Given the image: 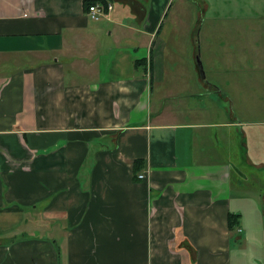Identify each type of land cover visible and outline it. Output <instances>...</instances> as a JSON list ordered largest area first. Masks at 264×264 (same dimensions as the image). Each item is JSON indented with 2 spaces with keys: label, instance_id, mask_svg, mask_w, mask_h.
Returning a JSON list of instances; mask_svg holds the SVG:
<instances>
[{
  "label": "crops",
  "instance_id": "crops-1",
  "mask_svg": "<svg viewBox=\"0 0 264 264\" xmlns=\"http://www.w3.org/2000/svg\"><path fill=\"white\" fill-rule=\"evenodd\" d=\"M82 1L0 0V264H263L246 244L264 197L220 158L212 130L235 125L200 105L217 93L192 61L203 12L178 61L171 0H107L98 21ZM187 84L198 104L170 105Z\"/></svg>",
  "mask_w": 264,
  "mask_h": 264
},
{
  "label": "rangeland",
  "instance_id": "rangeland-1",
  "mask_svg": "<svg viewBox=\"0 0 264 264\" xmlns=\"http://www.w3.org/2000/svg\"><path fill=\"white\" fill-rule=\"evenodd\" d=\"M187 1L171 0L170 11L160 22L162 30H171L167 56L177 57L178 61L191 57L195 51L194 43H185L186 31L189 25L197 22L195 11L203 12L198 20L203 25L201 48L198 44L196 58L192 61L195 71L200 62L202 73L196 71V74L211 81L217 93L211 95L214 103L205 101L200 105L208 108L210 104L209 116L217 119V123L235 125L230 132L228 129L212 130L220 143V158L235 167L232 173L235 183L249 185L246 189L264 197V168L258 167L256 171L243 159L245 153L252 162L264 164V0L258 3L253 0L252 5H245L249 0H233L237 7L228 5L230 0H214L217 4L206 12L202 9L205 0ZM194 91V87L184 85L181 99L185 98V101L171 97L170 105L198 104L195 98L191 101L188 97ZM251 185L255 188L252 189ZM261 210H264V201ZM261 215V222L264 223V214ZM237 242L243 243L245 239ZM246 245L253 250H257L256 247L264 249V230L261 240L253 238Z\"/></svg>",
  "mask_w": 264,
  "mask_h": 264
},
{
  "label": "built area",
  "instance_id": "built-area-1",
  "mask_svg": "<svg viewBox=\"0 0 264 264\" xmlns=\"http://www.w3.org/2000/svg\"><path fill=\"white\" fill-rule=\"evenodd\" d=\"M111 4L107 3L106 5L101 3H96L94 5L89 6L86 11V16L92 21H98L102 17H104L109 11H111ZM145 175L140 174L137 176L138 180L144 179Z\"/></svg>",
  "mask_w": 264,
  "mask_h": 264
},
{
  "label": "trees",
  "instance_id": "trees-1",
  "mask_svg": "<svg viewBox=\"0 0 264 264\" xmlns=\"http://www.w3.org/2000/svg\"><path fill=\"white\" fill-rule=\"evenodd\" d=\"M96 3H101V4H104L106 5L108 2L107 0H83L82 1V7H83V10L84 12H86L89 8V6L91 5H94ZM133 170H134V174L137 173V167L134 165L133 167ZM136 177V175H134ZM238 215H234V214H229L228 215V218H227V221H228V229L230 230H233L234 227L237 225L238 223Z\"/></svg>",
  "mask_w": 264,
  "mask_h": 264
},
{
  "label": "water",
  "instance_id": "water-1",
  "mask_svg": "<svg viewBox=\"0 0 264 264\" xmlns=\"http://www.w3.org/2000/svg\"><path fill=\"white\" fill-rule=\"evenodd\" d=\"M198 67L200 68V70L202 71V68H201V64H200V62H198ZM202 73V72H201Z\"/></svg>",
  "mask_w": 264,
  "mask_h": 264
}]
</instances>
